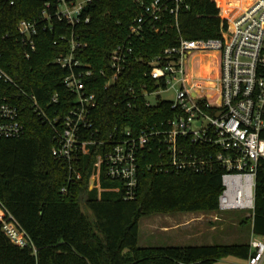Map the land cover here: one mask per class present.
Returning a JSON list of instances; mask_svg holds the SVG:
<instances>
[{"label":"trees","instance_id":"16d2710c","mask_svg":"<svg viewBox=\"0 0 264 264\" xmlns=\"http://www.w3.org/2000/svg\"><path fill=\"white\" fill-rule=\"evenodd\" d=\"M221 2L191 0L189 10L179 16L180 32L172 30L160 35L146 30L143 38L134 42L135 53L142 60L132 61L115 84L105 88L106 80L100 71L109 74L110 54L125 39L130 23L140 11L132 0H92L86 10L89 22L75 28L63 22H53L52 28L38 24L36 51L29 59L24 56L17 24L20 20L38 19L45 0H15L13 5L0 0V68L15 83L0 80V97L17 104L25 129L18 138L0 140V202L31 241L30 245L17 246L0 227V264H214L229 256L244 261L248 258V242L138 246L139 221L144 216L218 210L221 166L201 173L162 172L155 168L159 162L157 150L144 152L139 159L136 196L126 200L122 191H103L98 195L96 189H89L95 156L100 152L93 145L75 166L80 178L62 195L60 189L69 174L68 166L52 156V129L42 123L21 93L33 94L42 106L57 93L58 102L47 108L51 116L63 115L74 105V95L63 83L69 71L53 62L58 55L69 52V38L74 34L86 44L75 57L92 70L86 84L88 92L97 98L92 119L99 138H107L115 127L128 126L136 131L160 127L174 113L170 103L146 106L140 98L129 109L122 104L124 90L128 85L139 90L143 83L153 90L155 84L144 75L149 70L147 62L164 48L176 45L180 37L219 38L221 26L227 27V20L219 15ZM260 136L264 138V130ZM186 150L198 153L202 148L188 144ZM119 185L102 170V188ZM251 229L255 235L264 236V162L257 167Z\"/></svg>","mask_w":264,"mask_h":264},{"label":"built area","instance_id":"2783aa9c","mask_svg":"<svg viewBox=\"0 0 264 264\" xmlns=\"http://www.w3.org/2000/svg\"><path fill=\"white\" fill-rule=\"evenodd\" d=\"M4 1L9 5L15 2ZM190 1L132 0L140 11L130 23L125 39L110 54L109 74L100 71V76L106 80L105 88L115 84L132 61L142 60L135 53L134 42L143 38L146 30L160 35L172 30L180 32L179 16L189 10ZM91 2L45 0L38 19L20 20L17 31L25 58L29 59L36 51L34 37L38 24L43 23L44 28H52L53 22H63L72 28L86 24L90 20L86 10ZM228 15L233 16L227 20L226 28L221 26L219 38L180 37L176 45L164 48L147 62L149 70L144 75L155 84L153 90H149L148 83H143L139 90L132 85L124 90L122 104L129 109L135 107L140 98L146 106H155L158 103L151 104L149 96L157 91H172L174 99L166 101L174 111L172 117L155 128L136 131L128 126L115 127L105 139H100L99 130L93 129L92 114L97 98L88 92L86 84L92 70L89 64L75 57L86 44L71 35L69 52L58 55L53 62L69 71L63 83L74 95V105L63 115L51 116L47 108L58 102L57 93L42 106L36 96L21 92L42 123L52 129V156L68 166L69 174L60 189L62 195H66L71 184L81 176L76 164L90 152L91 146L97 145L100 152L95 156L89 189H96L98 195L103 191H122L124 199H134L139 159L144 152L156 149L159 162L155 168L162 172L193 170L201 173L215 165L221 166L218 210H243L253 214L257 167L264 162V138L260 136L264 130V0H254L240 10L232 8ZM196 52L217 54L215 87L210 88L205 78L189 80L188 62ZM0 80L15 85L2 68ZM24 131L17 104L0 97V140L18 138ZM188 144L202 150L189 152ZM102 170L120 185L102 188ZM0 227L13 244L30 245L25 231L1 202ZM245 264H264V236L253 233Z\"/></svg>","mask_w":264,"mask_h":264},{"label":"rangeland","instance_id":"374dc122","mask_svg":"<svg viewBox=\"0 0 264 264\" xmlns=\"http://www.w3.org/2000/svg\"><path fill=\"white\" fill-rule=\"evenodd\" d=\"M224 0H222L223 2ZM221 2V3H222ZM227 2L228 4L232 3ZM219 15L226 20L232 16L221 13L219 4ZM209 62L211 67L210 76L217 73V54L215 52H196L192 55L188 62V73L194 76L204 78L202 66ZM206 85V83H204ZM207 87L209 85H206ZM211 88V87H210ZM174 94L172 91H157L155 94L148 97L151 104H156L161 101L173 100ZM84 212L94 222V218L90 211L83 206ZM253 214L248 211L227 210V211H211V212H174L170 214L153 213L149 216H144L139 221L138 227V246L140 247H161L171 245H211V244H231L237 242H250L253 231L251 229V219ZM181 217L183 221L190 220V234H195V237L188 238L183 231H175L177 233H164L159 228L162 226V220L169 218ZM152 223V224H151ZM180 234H179V233ZM231 257V256H229ZM229 257H224L214 264H230ZM228 258V259H227ZM236 264H242L243 260L232 258Z\"/></svg>","mask_w":264,"mask_h":264},{"label":"bare ground","instance_id":"6f19581e","mask_svg":"<svg viewBox=\"0 0 264 264\" xmlns=\"http://www.w3.org/2000/svg\"><path fill=\"white\" fill-rule=\"evenodd\" d=\"M231 1L233 2L230 4L227 3ZM253 1L254 0H224L222 3H220L221 13L223 16L227 17L226 14L227 13L229 14V11L232 8H236L240 10L244 5L247 6L251 4ZM202 70H203V74H205V77H204L205 80L208 82V84L212 86L211 88H213V86L217 83V73L215 72L214 76H210L211 67L209 66V62L204 63V65L202 66ZM198 78H203V77L202 75L194 76L189 73V80H196Z\"/></svg>","mask_w":264,"mask_h":264},{"label":"crops","instance_id":"0c3cea01","mask_svg":"<svg viewBox=\"0 0 264 264\" xmlns=\"http://www.w3.org/2000/svg\"><path fill=\"white\" fill-rule=\"evenodd\" d=\"M161 223H163V224H162V226L159 229L161 231H163L164 233H172V232L177 233L175 231H183V233L188 238L195 237V234H190L189 233V231L191 230L192 226L190 224V220H187V217H186L185 221H183L181 217H176L174 219L173 218L172 219L169 218V220H162ZM232 258H236V257H232L231 256V257H229V259H231V260H228V261L230 262V264H236L234 261H232ZM242 264H245L244 260H243Z\"/></svg>","mask_w":264,"mask_h":264}]
</instances>
